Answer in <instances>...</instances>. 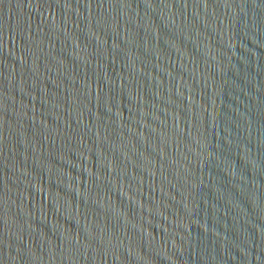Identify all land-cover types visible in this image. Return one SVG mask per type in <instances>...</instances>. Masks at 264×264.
Listing matches in <instances>:
<instances>
[{
    "label": "water",
    "instance_id": "water-1",
    "mask_svg": "<svg viewBox=\"0 0 264 264\" xmlns=\"http://www.w3.org/2000/svg\"><path fill=\"white\" fill-rule=\"evenodd\" d=\"M37 264H264V0H63Z\"/></svg>",
    "mask_w": 264,
    "mask_h": 264
}]
</instances>
